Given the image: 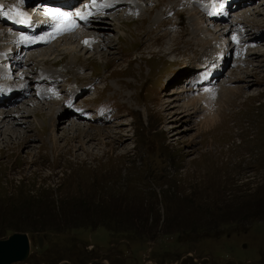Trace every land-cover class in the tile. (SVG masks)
I'll use <instances>...</instances> for the list:
<instances>
[{"label": "rangeland", "instance_id": "obj_1", "mask_svg": "<svg viewBox=\"0 0 264 264\" xmlns=\"http://www.w3.org/2000/svg\"><path fill=\"white\" fill-rule=\"evenodd\" d=\"M154 1L132 18L124 9L96 21L97 29L110 30L113 52L104 43L101 51L77 49L73 59L61 50L64 43L57 49L52 43L44 61L31 60V71H56L69 91L95 84L79 99L86 109L76 108L94 122L66 107L56 113L64 117L55 141L50 120L56 106L37 105L38 115L30 117L33 139L21 141L11 132L24 135V126L0 137V239L27 233L31 242L29 257L17 264H264V6L253 7L262 6L258 13L249 6L238 12L263 33L260 51L252 50L248 63L208 94L185 85L194 81L199 70L192 61L204 50L191 57L182 40L151 38L152 15L167 0ZM193 15L202 21L199 12ZM6 27L0 35L3 73L15 59L14 42L3 36H17ZM223 27L206 33L223 37ZM47 46L35 49L42 53ZM194 76L199 81L210 74ZM18 77L14 82L21 85L26 79ZM232 88L238 93H228ZM180 90L183 96L173 95L175 111L188 108L189 122L170 119L173 110L165 107L171 92ZM27 98L4 112L19 117L16 111L25 106L34 111ZM33 98L39 101L36 90ZM68 119H76L79 132L72 125L62 129ZM82 129L113 134L80 146L73 136ZM114 132H120L115 139Z\"/></svg>", "mask_w": 264, "mask_h": 264}, {"label": "bare ground", "instance_id": "obj_2", "mask_svg": "<svg viewBox=\"0 0 264 264\" xmlns=\"http://www.w3.org/2000/svg\"><path fill=\"white\" fill-rule=\"evenodd\" d=\"M262 4H264V3H262ZM261 4V5H262ZM214 6H216L219 10L221 9V7L218 5V4H216V5H214ZM261 6H258V7H255L254 9L253 8H251V11H254L255 13H258V12H261ZM259 9V10H258ZM263 10V9H262ZM264 11V10H263ZM80 12H84L85 14H87V13H89V10L88 11H80ZM12 15V18H13V21L16 23V24H19V23H22V22H24L26 25H28V23H29V20H28V17L26 16V13L24 12V13H22V14H20L19 16H17V15H15V14H11ZM115 15H111V13H107V12H105V11H101V14L98 16V17H96V18H93V20H98V21H100V20H103V19H105V20H110L111 19V17H114ZM6 18H9V16H7ZM96 21H95V23H93L92 24V26H90L89 28H91V30L90 31H87V32H85V33H83L82 35H81V37H79V38H77L76 36H69V37H67V36H65V37H61V38H58V39H56V40H53V42H51V43H49V44H47V45H53L52 43H54L55 45H53V47H55L54 49H57V47H60L63 43V45H66V46H64L63 47V49H61V50H66V52H64V53H66V54H69L73 59H75V58H77L76 56V52H81V51H83V50H89L90 48H96V49H99V51H101L100 50V47L105 43V46L107 47V49H109L111 52H113L114 50V48H113V46H114V44H113V42H111L108 38H109V36H110V30H108V27H102L101 29H97V27L99 26V23H96ZM114 21V20H113ZM214 21H218V20H214ZM9 29H11L12 30V28H17V27H15V26H13V27H11V25H9V27H8ZM97 30L99 31V32H101V33H103V34H99V35H97ZM23 31V30H22ZM2 34H3V32H2V30L0 29V35L2 36ZM22 34H24V35H27L26 34V32H18V35L16 36V38H10V37H7L6 35H4L3 36V38H5L6 40L8 39L10 42H18L19 44H21V45H23V43L25 42V39H23L21 36H22ZM104 35H106L107 36V38L106 39H104L105 37H104ZM29 36V35H28ZM97 36H103V41H101ZM7 37V38H6ZM30 37V36H29ZM28 37V38H29ZM17 38H19V39H17ZM93 40H94V44H93ZM109 40V41H108ZM59 41H61V42H59ZM8 42V41H7ZM76 42H78V43H76ZM46 45V46H47ZM49 46H47L45 49H41V51H42V53H38V52H40L38 49H35V50H33L31 53L33 54L32 56H31V54H29L30 55V57L28 58L27 57V59H29V61H28V65H30L31 64V60L33 59L34 60V62H36V61H38V59H37V57H41L43 60H41V61H44L45 60V56H47L44 52H46L47 51V53H51V51H53L54 49H53V47H49ZM23 48H25V46L23 47ZM51 49V50H47V49ZM80 48V50L78 51L77 49H79ZM59 49V48H58ZM93 51H95V49L93 50ZM108 50H106V52H107ZM256 51H260L259 49H256L254 52L256 53ZM111 52L109 53V55L111 54ZM54 53V52H53ZM115 53V52H114ZM36 54V55H35ZM51 55V54H50ZM52 56H53V54H52ZM95 56V54H93L92 56H88L89 58H91V57H94ZM260 55H256V58L257 57H259ZM6 57V56H5ZM253 57V56H252ZM255 57V56H254ZM79 58V57H78ZM77 58V59H78ZM26 59V60H27ZM24 60V59H23ZM128 61V60H127ZM40 62V61H39ZM0 64H1V62H0ZM3 64V63H2ZM8 63L6 62V65H7ZM40 64V63H39ZM5 65V64H4ZM3 65V66H4ZM25 72V71H24ZM1 73H3V71L1 72ZM243 76V75H242ZM24 79H26V80H23V83L24 84H26L25 85V87L26 86H28L29 87V90H28V97L29 98H27V101L29 102H32V103H34L35 104V106H34V111H32L34 114H32V112H30L28 109H29V107L27 106V108H26V106L24 107V108H22V109H18L16 112L17 113H20V116L19 117H15V115H13V113L11 112V111H6V112H4V110L6 109V108H3V106L2 107H0V108H3L2 110H0V137L3 135V133L7 130V129H9L10 131L11 130H13L14 128H16V126H24L25 127V129L26 130H24L23 132H21V133H24V135H22V134H19V135H17V133L19 132H14V131H11L13 134H15L16 135V138H19V139H21V138H23V139H21V141H24V140H26L25 138H28L29 140L30 139H33V137H32V134H30V132H31V120H30V117L33 115V116H37L38 115V109H36V106L38 105V106H56V110H54L53 111V113H52V115H51V120H52V116H53V121H51L50 120V125H51V127H52V135H53V139L56 141V140H58V137H56V138H54V136L56 135V131H57V129H56V126L60 123V119L61 118H63L64 116H62V115H58V116H56L57 114L56 113H59V114H61L62 112H63V110H65V109H67L65 106H64V104H60V105H58V103L56 102V103H54V101H50V102H39V101H36L34 98H33V96H32V94H29V92H30V87H33L32 86V83H33V81H34V77L33 76H31V75H29L27 72L24 74ZM80 77H82L81 75H80ZM84 78V77H83ZM240 78H241V76H240ZM249 78V77H248ZM237 79H239V78H237ZM248 80V79H247ZM247 82V81H246ZM252 82V81H251ZM24 84H23V86H24ZM244 85V84H243ZM243 87V86H242ZM240 88V87H239ZM239 90V89H238ZM171 92V91H170ZM172 94V96H170L169 98H167L166 99V101H165V107H166V109H171V110H173V113H174V115H170V119H172V120H174V121H177V122H181L182 120H183V118H185V119H187L189 116H190V111L188 112V113H183V111L184 112H186V111H188L189 109L188 108H186V107H189V102H188V105H186L184 102H183V106L187 109V110H185L184 108V110H182V111H175V109L177 108V104H175V102H176V100L178 99V98H176V97H173V95H174V93H181L180 94V96H183L184 95V93H183V90H180L179 92H176V91H173V92H171ZM228 93H230V94H235V93H238L237 91L235 92V89H231ZM180 99V98H179ZM56 101V100H55ZM180 101V100H179ZM11 105V104H10ZM191 105V104H190ZM54 108V107H53ZM26 109V110H25ZM19 110H20V112H19ZM170 110V111H171ZM194 110H198L196 107L194 108ZM195 111V112H196ZM177 113L179 114L180 113V115L178 116L177 115ZM193 114V113H192ZM56 116V117H55ZM74 116H72V118H73ZM209 118V117H208ZM49 119H50V117H49ZM188 122L189 121H191V119L190 118H188V120H187ZM65 125L69 128V126H71V128H69V129H74L75 128V131H78L79 130V127H80V125H79V123H77L76 122V119H68V120H65V124L64 125H62L61 127H62V129H64V127H65ZM119 126H118V128L119 127H121L122 125L119 123L118 124ZM124 125H125V123H124ZM6 126V128H4ZM85 127V126H84ZM98 127V126H97ZM4 128V129H3ZM82 128V127H81ZM6 129V130H5ZM85 130H88V129H82V131H81V133L79 134V133H76L74 136H73V138H75V139H77L78 138V140H79V145L80 146H83L84 144H85V142L87 141V142H89L90 140H94V138L95 137H98L99 135L100 136H103V135H110V134H113V132L112 133H110V132H106L105 131V133H104V130H103V132H101V131H98L97 133H93V132H87V131H85ZM16 131V130H15ZM79 132V131H78ZM175 132V131H174ZM10 133V132H9ZM118 133H120V132H114V136H112V137H114V139L116 138V136L118 135ZM64 134V133H63ZM174 135H177V133L175 134V133H172V136H174ZM58 136V135H57ZM172 140V139H171ZM237 151V150H236ZM38 153H40V152H38ZM37 153V154H38ZM35 161V160H34ZM17 263H19V262H17ZM17 263H15V264H17Z\"/></svg>", "mask_w": 264, "mask_h": 264}, {"label": "water", "instance_id": "obj_3", "mask_svg": "<svg viewBox=\"0 0 264 264\" xmlns=\"http://www.w3.org/2000/svg\"><path fill=\"white\" fill-rule=\"evenodd\" d=\"M31 253V242L27 233H14L0 239V264H15L25 261Z\"/></svg>", "mask_w": 264, "mask_h": 264}, {"label": "snow or ice", "instance_id": "obj_4", "mask_svg": "<svg viewBox=\"0 0 264 264\" xmlns=\"http://www.w3.org/2000/svg\"><path fill=\"white\" fill-rule=\"evenodd\" d=\"M48 14L49 15H53V16H58V17H65V16H67V13L60 12L59 10H56V11L50 10ZM16 15L19 16L20 15V12L17 11L16 12ZM77 15H79L81 19H86V17L80 15L79 13H77ZM22 38L23 39H26V37H22Z\"/></svg>", "mask_w": 264, "mask_h": 264}]
</instances>
